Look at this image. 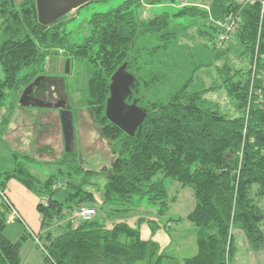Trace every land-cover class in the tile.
Listing matches in <instances>:
<instances>
[{"label": "trees", "instance_id": "16d2710c", "mask_svg": "<svg viewBox=\"0 0 264 264\" xmlns=\"http://www.w3.org/2000/svg\"><path fill=\"white\" fill-rule=\"evenodd\" d=\"M209 1L207 13L197 6L179 8V0H126L93 14L83 42L70 44L67 16L42 26L35 0H0V109L5 108L0 142H6L22 90L45 76V58L60 51L90 66L77 108L87 110L112 155L108 165L89 170L79 163L77 150L69 147L52 162L59 165L57 172L42 179L28 167L37 153L30 157L11 150L14 167L0 172V264H21V246L29 237L25 232L13 242L5 235L11 206L4 189L9 180L39 199L41 232L33 241L42 251L43 264H161L163 252L154 242L142 240L137 228L143 221L154 231L155 220L140 217L133 228L124 222L108 225L107 218L134 211L143 201L156 206L159 217L165 216L175 201L165 180L190 189L194 199L191 212L176 220L196 229V254L183 264H230L234 230L244 233L251 251L264 249V210L258 203L264 198V0ZM165 3L179 8L173 17L204 19L196 34L204 47L210 45L213 61L221 62L214 67L219 85L206 87L196 70L181 81L163 62H155L176 37L168 29L170 15L141 20L137 10ZM227 18L236 22L235 31L227 46L222 43L223 48L216 49L222 32L218 23ZM146 36L158 43L139 45L138 39ZM122 66L134 79L125 103L144 111L133 136L105 117L111 76ZM217 89H224L229 102L224 111L205 98ZM8 93L11 101L4 107ZM49 146L43 144L38 153L51 152ZM97 178L103 180L98 195L92 190ZM42 199L47 200L45 207L39 204ZM82 207L93 209L90 221L65 220Z\"/></svg>", "mask_w": 264, "mask_h": 264}, {"label": "rangeland", "instance_id": "374dc122", "mask_svg": "<svg viewBox=\"0 0 264 264\" xmlns=\"http://www.w3.org/2000/svg\"><path fill=\"white\" fill-rule=\"evenodd\" d=\"M124 1L126 0L93 1L71 11L66 15L67 20L65 23V32L68 33L69 43L81 44L83 42L84 37L88 33L87 20H89L93 14L114 9ZM241 1L242 0H237V4L241 3ZM191 3H188V5L197 6L201 10L209 13V0H201V2L195 1V5L194 3L191 5ZM179 8H177L176 3H165L157 6L145 5L137 10V15L141 20H148L162 13L170 15L168 29L169 32L174 33L176 37L167 50L155 56V62H163L169 67L174 77L182 79L181 81L193 70H196V75L202 77L206 87L219 85L220 81L214 67L221 62L213 61L210 45L208 44L209 48L204 47V44H202L204 43L203 38L198 37L196 34L197 29L204 23V19L201 17H173V14L177 13ZM208 20L211 21L210 18ZM157 43L154 37L151 38L146 36L145 38L138 39L139 45L150 46ZM230 58H233L232 54H230ZM43 66L45 76H42L44 77L43 80H41L29 93V103H43V105H45L61 102L63 105H67L72 116L73 127V138L70 143V148L77 150L79 154V163L85 169L89 170H98L102 166L108 165L112 160L109 143L101 137L98 127L89 116L87 110L84 108H77L81 100V92L86 89L90 66L87 63L76 62L70 58H66L60 51L57 54H50L47 56ZM24 72H26V70L22 71V73ZM1 78L2 72L0 70V79ZM64 81L65 84H63ZM44 87H47V89H44ZM205 98L216 102L222 111L228 109L229 102L224 89H217L216 91L209 92L205 94ZM10 101L11 97L8 93L4 99V107L8 106ZM4 109L5 108L0 109V115L4 113ZM16 109H19V107L17 106ZM20 110L21 111L18 110L19 113L15 110L17 112H13L11 116L9 131L5 137L6 142H0V172L13 169L14 162L10 155L11 150L25 151L30 157H33V153L35 152L37 153V157H34L36 161L34 160L32 163L29 162L28 167L34 175L44 179L57 172L59 165H55L52 162L59 158L61 159L63 150H65L60 123L59 126L56 127V123L53 121L54 118L50 117V115H54L59 121V113L56 110L42 107H22ZM24 110H30L33 114L32 118L28 114L29 112ZM24 112L27 114L26 117L29 121L24 117ZM38 113L44 114V116L40 115V117ZM14 116H16L15 122H13ZM25 120L27 121L26 123H24ZM54 125L55 128H58V132L52 130ZM43 144L50 145L51 152L42 153V155H40L37 150ZM21 159L23 158L19 160ZM59 177L62 176L60 175ZM58 183L59 187L64 186L63 181H58ZM94 183L96 185L92 187V190L98 195L102 189L103 180L102 178H97L94 180ZM165 186L169 197H174L175 200L169 203V210L165 216L159 217L157 215L156 206L143 201L138 209L131 211L135 214L129 215V219H131L132 216H135L137 219L138 216L139 218L142 217L144 219L155 220L157 225H161L167 229L168 236L171 238V246L166 247L164 256L175 259L180 257L189 258L191 257L188 256L189 249L195 246V236L192 233L190 234V230L191 232L193 230L195 233V228L186 221H182L184 222L182 223L176 222V220L178 218L184 219L193 209L194 199L192 192L188 188L182 189L179 183L171 180H165ZM258 203L260 209L264 210V198L259 200ZM74 211L75 210L68 213L65 220H75ZM121 214L123 213L114 214L112 220L119 221L123 217H126L121 216ZM169 219H171V221L167 224ZM142 223L141 224L148 229L145 222L142 221ZM17 231H20L18 225H16V223H9L6 226L5 235L10 241L15 242L18 240V235L21 234ZM150 231L152 232L153 230L150 229ZM154 231L158 232L156 229ZM33 242L34 241L30 240V238L23 241L20 250L21 264H43L42 251L40 248L36 247L35 242ZM178 245L181 246L178 248ZM233 246L235 248V253L230 264H264V249L258 252L251 251L242 231H233ZM163 262H165V260Z\"/></svg>", "mask_w": 264, "mask_h": 264}, {"label": "water", "instance_id": "95a60500", "mask_svg": "<svg viewBox=\"0 0 264 264\" xmlns=\"http://www.w3.org/2000/svg\"><path fill=\"white\" fill-rule=\"evenodd\" d=\"M94 0H35L37 21L42 26H48L71 11L93 2ZM44 77L35 78L23 89L17 102L19 108L34 107L56 110L59 113L62 139L65 152H69L70 143L73 138V127L71 113L67 105L61 102L54 104L29 103V93ZM133 77L120 67L112 76L109 85V98L105 105V117L107 120L124 132L127 136H133L136 128L144 118L142 108L133 104H126L125 99L130 94V87L133 84Z\"/></svg>", "mask_w": 264, "mask_h": 264}, {"label": "crops", "instance_id": "0c3cea01", "mask_svg": "<svg viewBox=\"0 0 264 264\" xmlns=\"http://www.w3.org/2000/svg\"><path fill=\"white\" fill-rule=\"evenodd\" d=\"M63 84H65V81ZM15 110L21 111L20 108L15 109ZM15 110H14V113L17 112ZM19 111H18V113H19ZM24 111H28L29 112L28 114L32 118L33 114H32V112H30V110H24ZM44 114H45V112H44ZM44 114H39V116L40 115L44 116ZM26 115L27 114L25 113L24 117H26ZM14 117L15 118H14L13 122H15V119H16V116H14ZM50 117L54 118L53 121L56 123V127L59 126V121L57 120V117L55 118L54 115H52V116L50 115ZM0 118H1V115H0ZM26 120H27V117H26ZM26 120L24 121V123L29 121V120H27V121ZM53 128H54L53 130H56L58 132V128H55V125ZM8 129H9V126H8ZM31 134H32V132H31ZM4 191H5V194L7 196L8 202L10 203V206H11V209L9 210L10 213L8 215V220H7L8 223L7 224L16 223V225H18V227L20 228V231H17V232L21 233L20 235H18V239L23 235V233L26 232L27 235L29 236L28 238H30V240H33V237L41 232V230H40V228H41L40 227L41 226L40 225V216L36 210V206L38 205L39 199L36 196H34L32 193H30L28 190H26L20 183H18L15 180H9L5 185ZM133 213L134 212H127V213L121 214V216H126V217H123L119 221H112L111 218H107L108 225H111L113 222H124V223H127L130 227L135 228L138 225L137 220H139V217L137 216V219H136L135 216H132V218L129 219L130 218L129 215H131ZM151 218H153V217H151ZM17 223H19V224H17ZM142 224L137 227L139 232H140L141 239L144 241L154 242L164 254V250L166 249V247L171 246V242H170L171 238H170V236H168L166 228H162L161 225H157L158 229H156V230L158 232H155V231L151 232L150 227L147 225V223H145V224L147 225L148 229L145 226H143ZM191 233L194 234V236H195L196 229H195V233L193 230H192V232L190 230V234ZM30 244L32 245L31 242H30ZM180 246L181 245H178V248ZM188 254H189L188 256H191V257L196 254V244H195V246H193V248L189 249ZM184 259H186V258L180 257L178 259H175V258H170L167 256L165 258H162L161 264H167V263H169V264H176V263L183 264L182 262ZM164 260H165V262H163Z\"/></svg>", "mask_w": 264, "mask_h": 264}, {"label": "built area", "instance_id": "2783aa9c", "mask_svg": "<svg viewBox=\"0 0 264 264\" xmlns=\"http://www.w3.org/2000/svg\"><path fill=\"white\" fill-rule=\"evenodd\" d=\"M188 5V2L186 0H179L178 7H185ZM234 19L227 18L225 22L218 23V26L221 28L222 32L219 34L217 42H216V47L218 49H222L224 45L228 43L230 40L231 36L233 35L235 31V23ZM223 43V46H222ZM39 204L42 206L47 205V200L42 199L39 201ZM94 211L91 208H85L82 207L80 209H76L74 211V216L79 219L85 220V221H90L93 217Z\"/></svg>", "mask_w": 264, "mask_h": 264}]
</instances>
